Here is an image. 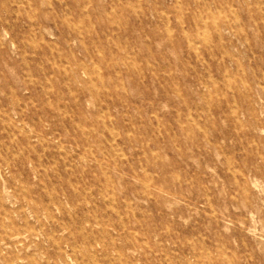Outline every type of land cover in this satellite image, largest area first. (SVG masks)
Returning <instances> with one entry per match:
<instances>
[{"label": "rangeland", "instance_id": "1", "mask_svg": "<svg viewBox=\"0 0 264 264\" xmlns=\"http://www.w3.org/2000/svg\"><path fill=\"white\" fill-rule=\"evenodd\" d=\"M0 264H264V0H0Z\"/></svg>", "mask_w": 264, "mask_h": 264}]
</instances>
